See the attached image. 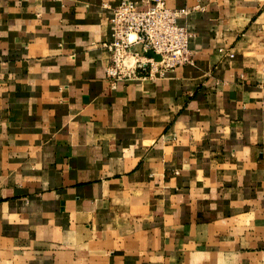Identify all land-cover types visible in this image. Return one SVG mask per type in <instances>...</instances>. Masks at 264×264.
<instances>
[{
	"label": "crops",
	"instance_id": "crops-1",
	"mask_svg": "<svg viewBox=\"0 0 264 264\" xmlns=\"http://www.w3.org/2000/svg\"><path fill=\"white\" fill-rule=\"evenodd\" d=\"M122 1L0 0V264H264V0H166L193 64L114 83Z\"/></svg>",
	"mask_w": 264,
	"mask_h": 264
},
{
	"label": "built area",
	"instance_id": "built-area-1",
	"mask_svg": "<svg viewBox=\"0 0 264 264\" xmlns=\"http://www.w3.org/2000/svg\"><path fill=\"white\" fill-rule=\"evenodd\" d=\"M186 9L168 7L166 0L122 1L109 20L112 40L103 44L109 52L108 78L156 79L169 71L193 64L191 34L180 20ZM153 52L157 61L147 54Z\"/></svg>",
	"mask_w": 264,
	"mask_h": 264
},
{
	"label": "water",
	"instance_id": "water-1",
	"mask_svg": "<svg viewBox=\"0 0 264 264\" xmlns=\"http://www.w3.org/2000/svg\"><path fill=\"white\" fill-rule=\"evenodd\" d=\"M147 55H148L149 57H151V58H155L157 61L160 60V57L157 56V55H155L153 52H149Z\"/></svg>",
	"mask_w": 264,
	"mask_h": 264
}]
</instances>
